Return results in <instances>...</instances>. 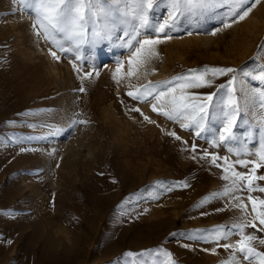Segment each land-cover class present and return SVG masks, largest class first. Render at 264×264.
Segmentation results:
<instances>
[{
    "label": "rangeland",
    "instance_id": "374dc122",
    "mask_svg": "<svg viewBox=\"0 0 264 264\" xmlns=\"http://www.w3.org/2000/svg\"><path fill=\"white\" fill-rule=\"evenodd\" d=\"M251 4L248 0L245 7ZM19 7L0 0V264H117L125 252L157 248L170 252L176 264H221L228 255L223 248L205 251L215 245L188 234L240 215L225 207L226 200L198 206L225 183L223 169L209 163L210 156L200 159L204 150L230 161L237 157L129 97L127 82L117 85L112 79L118 58L127 70L128 53L118 41L86 44L84 59L76 61L75 53H61L37 36L32 17L12 10ZM218 12L170 31L172 38L156 46L149 74L131 83L165 81L204 66L255 73L264 64L257 55L264 48V0L243 20L225 19L227 28L220 22L227 9ZM73 63L99 76L82 82L83 71L78 74ZM232 75L215 78L211 88L189 91L207 94ZM249 84L255 81L245 82L241 73L235 87ZM134 107L140 112L131 111ZM73 120L87 123L73 125ZM257 175H264V167ZM248 212L251 218L250 204Z\"/></svg>",
    "mask_w": 264,
    "mask_h": 264
},
{
    "label": "snow or ice",
    "instance_id": "6c2138e0",
    "mask_svg": "<svg viewBox=\"0 0 264 264\" xmlns=\"http://www.w3.org/2000/svg\"><path fill=\"white\" fill-rule=\"evenodd\" d=\"M259 2L252 0L251 6L245 7L248 0H11L13 5L20 6L13 8L14 12L32 17L31 27L37 36H42L61 53H75L76 61L84 59L81 53L86 44L94 48L105 42L115 44L118 41V46L128 53L127 70L124 71L125 62L118 58L112 79L117 85L122 81L127 82L129 97L134 101L149 103L153 112L178 123L182 129L192 130L196 137L203 136L213 148L225 147L229 154L237 157L235 161H230L228 156L210 155L207 149L204 150L200 159L210 156L209 163L223 169L221 179L225 183L219 190L202 198L198 206L212 200H226L225 207L239 210L240 215L230 223L188 234L190 239L215 245L205 251L215 254L217 248H223L228 255L221 264H264V251L257 247L264 246V237L259 235L264 233V195H252L257 191L264 194V186L257 183L264 181V175H257V170L264 167V64L255 73L230 67L204 66L189 69L187 73L165 81H148L139 86L133 85L131 79L135 77L139 80L141 76L149 74L147 65L158 55L156 46L172 38L170 31L184 23L199 24L213 18L220 14V8L227 9L220 21L227 28L231 25L225 19L231 18L235 22L238 17L243 20ZM211 34L215 35V32ZM50 54L54 59H60L56 51L50 50ZM257 55L264 58V48ZM73 68L78 74L83 71V67H77L75 63ZM141 69L144 71L141 72ZM228 73H233L232 77L225 84L217 85L215 91L207 94L189 91L211 88L215 78ZM241 73L245 82L250 79L255 84L237 90L235 85ZM94 74L99 76L95 69L83 71L79 78L83 82ZM79 91H85L83 84ZM131 111L140 112V109L134 107ZM144 119L149 120V117L145 116ZM76 123L87 121H72L73 125ZM167 134L181 140L176 132ZM196 148L197 145L193 143V159L197 158ZM250 155L256 159L240 158ZM220 159L223 164L217 163ZM237 165L247 171H237ZM182 186L188 187L186 183ZM167 190L171 191V187ZM244 192H247L246 197L242 195ZM249 228L254 231H247ZM233 236L239 239L233 242ZM123 257L122 262L117 264H176L172 254L160 248L139 253L128 251Z\"/></svg>",
    "mask_w": 264,
    "mask_h": 264
}]
</instances>
